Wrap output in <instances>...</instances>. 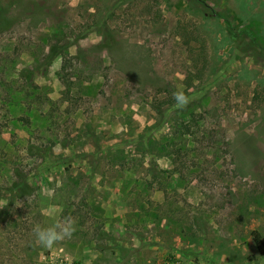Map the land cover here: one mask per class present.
<instances>
[{
  "label": "rangeland",
  "instance_id": "1",
  "mask_svg": "<svg viewBox=\"0 0 264 264\" xmlns=\"http://www.w3.org/2000/svg\"><path fill=\"white\" fill-rule=\"evenodd\" d=\"M252 232L264 0H0V264H264Z\"/></svg>",
  "mask_w": 264,
  "mask_h": 264
},
{
  "label": "clouds",
  "instance_id": "2",
  "mask_svg": "<svg viewBox=\"0 0 264 264\" xmlns=\"http://www.w3.org/2000/svg\"><path fill=\"white\" fill-rule=\"evenodd\" d=\"M173 99L176 102V107L183 109L188 105L190 99L183 91H175L172 93ZM45 216H52L54 213L51 210H43ZM75 231V221L71 217H64L58 222L42 226L35 224L32 228V233L36 242L44 248H52L55 244L65 239H70Z\"/></svg>",
  "mask_w": 264,
  "mask_h": 264
},
{
  "label": "trees",
  "instance_id": "3",
  "mask_svg": "<svg viewBox=\"0 0 264 264\" xmlns=\"http://www.w3.org/2000/svg\"><path fill=\"white\" fill-rule=\"evenodd\" d=\"M58 47V46H57ZM53 46L50 48L48 55L46 56L47 60H53L55 57H57L58 54L61 53L62 47ZM21 75V74H20ZM22 76V75H21ZM28 77H24V79H27ZM13 176L15 177V180L11 183V185L8 187L7 192L9 194H14L16 198H23L31 196L33 193L32 187L27 183L24 176L17 170H13ZM252 243L253 246L258 254L259 257H264V241L261 237V235L258 232H252L251 233Z\"/></svg>",
  "mask_w": 264,
  "mask_h": 264
}]
</instances>
